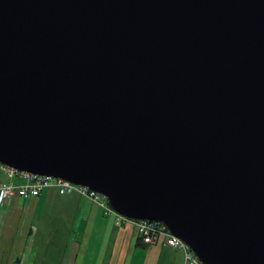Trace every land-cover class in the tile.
<instances>
[{
    "label": "water",
    "instance_id": "water-1",
    "mask_svg": "<svg viewBox=\"0 0 264 264\" xmlns=\"http://www.w3.org/2000/svg\"><path fill=\"white\" fill-rule=\"evenodd\" d=\"M0 163L264 264V0H0Z\"/></svg>",
    "mask_w": 264,
    "mask_h": 264
},
{
    "label": "crops",
    "instance_id": "crops-1",
    "mask_svg": "<svg viewBox=\"0 0 264 264\" xmlns=\"http://www.w3.org/2000/svg\"><path fill=\"white\" fill-rule=\"evenodd\" d=\"M0 205V264H177L179 249L137 241L136 226L84 195L47 187Z\"/></svg>",
    "mask_w": 264,
    "mask_h": 264
},
{
    "label": "built area",
    "instance_id": "built-area-1",
    "mask_svg": "<svg viewBox=\"0 0 264 264\" xmlns=\"http://www.w3.org/2000/svg\"><path fill=\"white\" fill-rule=\"evenodd\" d=\"M0 166L7 172L8 179L0 183V201L5 203L14 195L22 197L38 195L47 187H55L60 193H77L97 201L105 210V213H112L119 217L117 222H132L136 225L138 233L142 235L145 242L155 243L161 237H165L164 243L174 249H182L185 254V264L199 262L190 246L179 236L175 235L167 225L158 220L135 219L116 211L110 204L107 196L96 189L74 181L51 175H40L31 172L21 171L14 167L0 163Z\"/></svg>",
    "mask_w": 264,
    "mask_h": 264
},
{
    "label": "rangeland",
    "instance_id": "rangeland-1",
    "mask_svg": "<svg viewBox=\"0 0 264 264\" xmlns=\"http://www.w3.org/2000/svg\"><path fill=\"white\" fill-rule=\"evenodd\" d=\"M1 207V205H0ZM3 209H5L6 205H2ZM8 208V206H7ZM131 224H133V226L135 227L136 225L134 223L131 222ZM165 241V237H161L159 239V242L161 243H164ZM193 251V250H192ZM195 254V253H194ZM196 255V254H195ZM175 257L177 258V264H185V254H184V251L182 249H179L178 250V255H175ZM187 264H191L190 262H188ZM194 264H204L203 262H201L199 260V262H196Z\"/></svg>",
    "mask_w": 264,
    "mask_h": 264
},
{
    "label": "trees",
    "instance_id": "trees-1",
    "mask_svg": "<svg viewBox=\"0 0 264 264\" xmlns=\"http://www.w3.org/2000/svg\"><path fill=\"white\" fill-rule=\"evenodd\" d=\"M137 241L143 242L145 244H150V243L144 241V239H143L141 234H139V236L137 237Z\"/></svg>",
    "mask_w": 264,
    "mask_h": 264
}]
</instances>
